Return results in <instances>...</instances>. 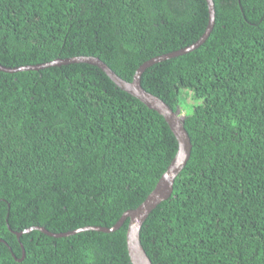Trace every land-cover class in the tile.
I'll list each match as a JSON object with an SVG mask.
<instances>
[{"label":"trees","instance_id":"obj_1","mask_svg":"<svg viewBox=\"0 0 264 264\" xmlns=\"http://www.w3.org/2000/svg\"><path fill=\"white\" fill-rule=\"evenodd\" d=\"M214 3L206 42L141 77L175 112L193 103L190 159L141 231L153 264H264V0ZM208 21L206 0H0V65L96 57L131 82ZM178 148L163 116L95 66L0 71V264H132L128 221L25 232L114 226Z\"/></svg>","mask_w":264,"mask_h":264},{"label":"water","instance_id":"obj_2","mask_svg":"<svg viewBox=\"0 0 264 264\" xmlns=\"http://www.w3.org/2000/svg\"><path fill=\"white\" fill-rule=\"evenodd\" d=\"M208 6V14L209 21L208 26L206 28L205 33L201 36V38L193 43L192 45L183 48L179 51H175L172 53H168L165 55H161L155 57L144 64H142L139 69L136 71L133 80L131 82L124 80L120 76H118L106 63L96 57H75L71 59H58L51 63L39 65V66H31V67H22V68H7L5 66L0 65V71L5 73H16L22 71H30V70H40L48 67H56L61 65L73 64V63H85L92 66H95L101 69L108 78L121 90L130 94L141 103H143L146 107L151 110L156 111L161 116H163L167 123L169 124L172 132L177 138L179 148L176 157L168 167L167 171L161 177L157 186L153 190V192L147 197V199L136 209L126 211L119 221L112 227H86L77 231H73L67 234H53L48 232L43 227H33L26 230L25 233H29L33 230H40L43 233L52 236V237H65L69 235H74L76 233L88 230H94L104 233H111L119 230L126 221L128 224L127 231V250L128 255L130 257V261L132 264H153L150 257L148 256L146 250L142 245L141 240V231L144 223L147 221L148 217L152 213L154 209H156L161 203L167 201L173 193L174 184L176 178L182 172V170L186 167L192 152V143L189 136L188 131L185 128V118L180 116V110L176 112L166 104L162 99L158 96H155L151 93H148L141 84V77L143 72L150 66L159 63L161 61L175 58L191 51H194L201 45H203L206 40L209 38L211 31L215 25V3L214 0H206ZM18 237H20L19 233H16ZM25 257V251L23 248V256L21 259H18L19 262L23 261Z\"/></svg>","mask_w":264,"mask_h":264},{"label":"rangeland","instance_id":"obj_3","mask_svg":"<svg viewBox=\"0 0 264 264\" xmlns=\"http://www.w3.org/2000/svg\"><path fill=\"white\" fill-rule=\"evenodd\" d=\"M188 102H187L188 103L187 105L190 107L180 108V116L181 117H185L186 114L188 113V110L190 111V108L192 107L193 103L191 101H188Z\"/></svg>","mask_w":264,"mask_h":264}]
</instances>
